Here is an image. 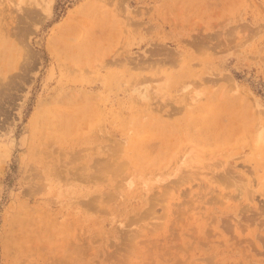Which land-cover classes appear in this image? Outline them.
<instances>
[{
    "label": "rangeland",
    "instance_id": "obj_1",
    "mask_svg": "<svg viewBox=\"0 0 264 264\" xmlns=\"http://www.w3.org/2000/svg\"><path fill=\"white\" fill-rule=\"evenodd\" d=\"M0 264H264V0H0Z\"/></svg>",
    "mask_w": 264,
    "mask_h": 264
}]
</instances>
